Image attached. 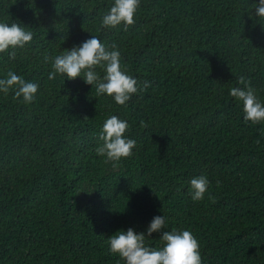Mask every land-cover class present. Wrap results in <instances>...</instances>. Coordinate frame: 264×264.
Wrapping results in <instances>:
<instances>
[{"label": "trees", "instance_id": "trees-1", "mask_svg": "<svg viewBox=\"0 0 264 264\" xmlns=\"http://www.w3.org/2000/svg\"><path fill=\"white\" fill-rule=\"evenodd\" d=\"M112 3L0 0V22L35 34L15 61L0 55V77L11 68L40 86L29 105L0 94V264H117L108 238L146 234L162 215L152 248L164 231L188 230L202 264H264V123H245L229 95L244 76L264 103L259 0H141L127 31L101 28ZM92 35L116 42L129 74L151 82L126 107L81 77L47 78L45 56ZM110 115L136 141L117 169L94 152ZM201 174L209 193L193 202Z\"/></svg>", "mask_w": 264, "mask_h": 264}, {"label": "clouds", "instance_id": "clouds-1", "mask_svg": "<svg viewBox=\"0 0 264 264\" xmlns=\"http://www.w3.org/2000/svg\"><path fill=\"white\" fill-rule=\"evenodd\" d=\"M141 0H113L112 5L101 17V28L117 29L123 26L127 31L136 23ZM255 8V16L264 20V0H259ZM34 33L18 23L0 22V55H6L9 62L15 61L17 51L30 46ZM45 65H50L48 80L57 78L75 80L81 77L87 85L95 89L96 96L112 98L117 106L126 107L133 96L143 95L152 87L151 82L138 81L129 74L128 68L121 63V51L116 42L105 44L92 35L79 47L65 50L55 56H45ZM237 87L229 90V95L242 103L243 120L245 123L257 125L264 123V103L251 86V81L240 76ZM40 86L27 80L13 69H8L0 77V94L12 95L14 101L25 105L37 99ZM140 126L146 128L143 120ZM130 125L116 115H110L102 124L97 135V146L94 149L97 157L103 158L102 163L111 165L113 169L120 167L122 160L133 155L136 141L128 138ZM259 143V141H257ZM191 199L193 202L203 201L209 193V180L206 175H199L190 180ZM208 199L214 198L209 194ZM166 226L162 216L154 217L145 233L137 234L129 228L126 232H116L107 243L110 254L117 256L124 264H202L198 240L188 230L164 231L161 236L162 248H152L146 244L152 233L160 232Z\"/></svg>", "mask_w": 264, "mask_h": 264}]
</instances>
